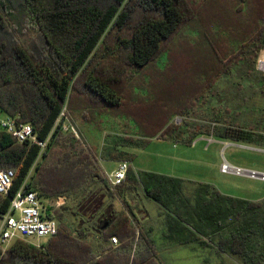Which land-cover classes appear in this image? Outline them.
<instances>
[{"label":"trees","instance_id":"obj_1","mask_svg":"<svg viewBox=\"0 0 264 264\" xmlns=\"http://www.w3.org/2000/svg\"><path fill=\"white\" fill-rule=\"evenodd\" d=\"M194 47L195 58L203 51L204 69L190 75L195 85L181 93L168 117L145 107L137 111L142 96L151 97L152 81L174 74V67L180 70L177 57L184 65L188 52L187 63H192ZM262 49L264 0H219L216 9L212 0H0V112L31 125L39 141L50 136L40 153L35 144L19 143L0 129V170L14 172L9 191L0 194V218L22 186L46 200L79 198L87 207L83 213L91 215L80 228L57 217L56 235L40 248L23 240L5 249L0 245V264H159L153 241L132 225L122 195L141 185L167 209L163 195L175 199L180 194L168 184L181 181L138 176L129 167L124 183L110 190L93 146L104 134L99 158L129 163L134 155L122 149L143 147L149 137L189 143L203 135L264 144V134L230 122L226 109L208 104L217 83L243 65L248 75L260 77L264 96V76L254 65ZM161 57L166 61L162 70ZM243 86L237 83L239 90ZM166 103L161 101L160 111ZM63 108L81 124L82 133L91 135V148L54 128ZM176 115L197 116L201 122L171 124ZM147 181L165 189L150 191ZM203 188L178 221L210 243L220 264H264V200L248 202ZM96 189L109 200L118 198L124 208L114 211L110 201L98 204ZM136 230L139 240L131 257ZM112 236L120 245L109 249ZM98 240L104 244L97 246Z\"/></svg>","mask_w":264,"mask_h":264},{"label":"rangeland","instance_id":"obj_2","mask_svg":"<svg viewBox=\"0 0 264 264\" xmlns=\"http://www.w3.org/2000/svg\"><path fill=\"white\" fill-rule=\"evenodd\" d=\"M212 1L216 9L219 0ZM191 53L193 54V58L190 64L187 63L189 61L188 52L184 55V65H182L183 60L180 59V56L177 57L178 63L176 64H180L181 67L180 70H178V67L176 69L174 67V71L172 70L176 77H174L173 73H169V75L166 73V75H161L159 78L160 82L162 81L161 85L159 84L160 82L155 83L152 81V88V84L150 83L152 95L148 98L142 96L143 103L137 111L145 107L153 109L156 115H159L161 118L168 117L171 111L174 110L175 105H177V101L184 97L181 93L190 91L193 88L192 85H195L193 84L194 81H191L193 76L191 78L190 75H196L198 71L200 72L204 69L203 63L205 59L203 51L199 50L198 55L200 58H195L197 47H194ZM165 62V58L161 57L157 62L158 68L162 70L163 63ZM246 70L247 67L243 65L234 70L229 77H225L218 82L213 89L216 96H212L208 104L209 106L219 105L226 109L228 112L227 118L230 122L237 123L246 128H252L255 132L264 134V96L260 91V77L248 75ZM238 82L244 84L241 90L237 87ZM163 100H167V103L162 107V111H160L159 106ZM5 118V115L0 112V121ZM196 118L197 116L185 117L176 115L171 119V124L180 125L184 121L187 124L200 123L201 121ZM71 120L79 132L80 140L84 142L86 147L89 146L91 148V137H88L91 135L82 133L81 124L72 118ZM103 138L104 134L99 136L96 141L97 147H93L98 155V162L102 172L108 174L116 169L117 163L99 158ZM146 139L147 143L143 147L127 149L129 153L134 155L129 165L135 175L143 177L146 172H151L181 181L180 184L175 182L168 184L169 187L175 186L180 190V194L175 196V199L174 197L171 198L170 194L169 196L163 195V201L167 205L166 210L168 211L167 214H164L165 221H162L163 224H159L161 221L157 218V215L160 213L159 207L152 202L142 200L148 209L150 220L159 224L158 226L164 225V227H167L168 224H171L172 228L170 232L176 233L175 236L178 239L183 236V234L179 235L177 233L178 218H184L186 212H190L187 209L194 204L197 196L205 192L204 185H209L208 192L210 194L216 192L221 196L256 203L264 200L263 180L233 173H223L220 170L222 164H227L243 171L264 173V144L233 143L217 138L209 140V138L204 136L196 137L189 143L183 140L175 141L172 138L149 137ZM225 143H229V145H225ZM98 146L100 147L98 148ZM157 186L158 192L162 193L165 188L159 184ZM95 193L97 194V203H99L101 200L100 191L96 189ZM77 199L67 197L63 205L57 208L52 206L55 202L54 199L46 200L42 198V202L47 212L52 215L58 213V216L54 217L57 224L58 217L69 223L72 227H79L80 225L82 227L87 221L89 213H83L87 207L83 206L84 204H79ZM107 201H110L113 208L122 209L118 198H114L113 200L103 198V202ZM91 209L93 210L94 208L92 207ZM160 210L166 211L165 208H161ZM170 215L177 222L168 223L166 218ZM132 221L137 225V218L132 217ZM161 232L162 230L156 231L155 239L158 240ZM186 235L188 236V234ZM49 239L47 237L41 239L29 238L28 242L34 245H42ZM178 239H172L173 242H168L169 244L165 245V248L170 250L168 253H161L159 264H220V258L216 259L214 256L212 258L207 257L206 250L202 249L201 254L198 252L194 254L189 247L179 246ZM210 240L214 241V237L210 236ZM227 263L231 264L232 262L229 260Z\"/></svg>","mask_w":264,"mask_h":264},{"label":"built area","instance_id":"obj_3","mask_svg":"<svg viewBox=\"0 0 264 264\" xmlns=\"http://www.w3.org/2000/svg\"><path fill=\"white\" fill-rule=\"evenodd\" d=\"M255 71L264 76V49L260 50L256 62ZM59 127L63 132L73 135L77 140H80V135L77 129L72 124L71 118L66 114L65 108L60 112L54 128ZM0 129L11 135L17 142H31L39 147L40 153L43 152L49 142L50 136L45 141L37 140L33 128L29 124L17 123L15 119L6 117L0 121ZM86 146V145H85ZM99 163V162H98ZM100 167V166H99ZM129 168V163L121 161L117 164L116 169L108 174H104L101 170L106 185L110 190L120 186L124 183L126 174ZM223 173H233L242 175L243 170L231 167L227 164H222L220 167ZM249 176H256L255 172H249ZM261 180L264 181V173L261 174ZM14 172L11 170H0V194L6 195L9 191ZM65 197H59L52 205L54 208L63 205ZM47 209L44 207L42 198L36 192L25 190L22 186L11 197L7 212L0 218V245L5 249L15 240H23L27 243L29 238H51L56 235L57 221L54 218L47 216ZM139 240L138 230L133 239V246L131 250V257L134 256ZM109 243L112 246H118L119 241L115 236L109 238ZM40 248L41 245H34Z\"/></svg>","mask_w":264,"mask_h":264},{"label":"crops","instance_id":"obj_4","mask_svg":"<svg viewBox=\"0 0 264 264\" xmlns=\"http://www.w3.org/2000/svg\"><path fill=\"white\" fill-rule=\"evenodd\" d=\"M204 137L209 138V140H213V138L211 136H204ZM225 145H229V143H225ZM99 147L100 146H98V148ZM88 148H89V146H88ZM127 149L128 148H124L122 150L129 152ZM94 151H96V150H94ZM115 162L117 164L119 163L117 161H115ZM129 167H130V165H129ZM146 173H151V172H146ZM151 174H155V173H151ZM156 175H160V174H156ZM138 176H140V175H138ZM157 185H158L157 183H153L151 181L150 182L147 181L145 184V186L148 190L155 191V192L158 191ZM205 186H209V185H205ZM143 199L146 202H152L153 204L158 206L160 209L163 208L160 204H158L155 200H153L151 197H149L146 194L143 186H141V185H139V187H137L136 189L126 190L122 195V202H123L124 206L130 211L133 218L135 217L138 219L137 225H135L134 222L131 221L132 225L139 228V230H141L142 232L147 233L149 238H151V240L153 241V244L155 246L156 252H157V259H158V261H160L161 253H163V254L168 253L170 250V249L165 248V245L169 244L168 242H173L172 239H174V240L178 239V237L175 236L176 233L170 232V230L172 228L171 224H168L167 227H164V225L158 226L159 224H163V222L165 221L164 220V218H165L164 214H167L168 211L166 209H165L166 211H162L158 208L160 213L157 215V218L159 219V221H161V223L156 224V223H154V221L150 220V215L148 213V209H147L146 205L143 204V201H142ZM111 207L114 211H119V209L113 208L112 205H111ZM123 208L124 207L122 205V209ZM166 219H167L168 223L177 222L171 215L168 216V218H166ZM176 229L178 230V232H182L181 234H183V236L178 239L179 240L178 241L179 246L189 247L194 254H196L197 252L201 254L202 249L206 250L207 257L212 258L214 256L217 259V254L209 246L210 243L205 238H202V237L200 238L198 236V234L194 233L190 229V227H188V226H186L183 223H180L178 221ZM139 230H138V232H139ZM159 230H162V232L160 234L161 236L157 240V239H155V235H156V231H159ZM186 234H188V236ZM203 243H209V244L203 245ZM103 244H104V242H102L101 240H98V242L96 243L97 246H102ZM118 245H120V243ZM107 247L109 249H114L118 246L110 245L109 240H108Z\"/></svg>","mask_w":264,"mask_h":264},{"label":"flooded vegetation","instance_id":"obj_5","mask_svg":"<svg viewBox=\"0 0 264 264\" xmlns=\"http://www.w3.org/2000/svg\"><path fill=\"white\" fill-rule=\"evenodd\" d=\"M103 198H105V199H108L109 200V198L104 194V195H102L101 196V200L99 201V203L98 204H100V205H102V203H103ZM106 201V200H105ZM98 204L95 206V207H97L98 206ZM91 218V215H89V216H87V221L86 222H88V220ZM85 222V223H86ZM81 227V225L79 226V227H77V228H80Z\"/></svg>","mask_w":264,"mask_h":264},{"label":"water","instance_id":"obj_6","mask_svg":"<svg viewBox=\"0 0 264 264\" xmlns=\"http://www.w3.org/2000/svg\"><path fill=\"white\" fill-rule=\"evenodd\" d=\"M249 172H250V171H244V173H243L242 175H243V176L250 177V176H249ZM261 177H262L261 174L256 173V176H253V177H250V178L262 179Z\"/></svg>","mask_w":264,"mask_h":264}]
</instances>
